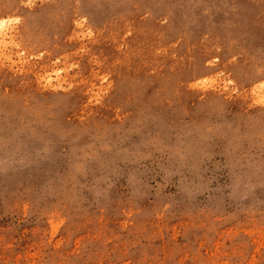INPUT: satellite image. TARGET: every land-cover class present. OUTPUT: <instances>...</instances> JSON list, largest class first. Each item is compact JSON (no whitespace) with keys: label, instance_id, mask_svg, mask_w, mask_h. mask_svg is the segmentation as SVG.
<instances>
[{"label":"rangeland","instance_id":"1","mask_svg":"<svg viewBox=\"0 0 264 264\" xmlns=\"http://www.w3.org/2000/svg\"><path fill=\"white\" fill-rule=\"evenodd\" d=\"M82 6L0 0V264H264V34Z\"/></svg>","mask_w":264,"mask_h":264},{"label":"bare ground","instance_id":"2","mask_svg":"<svg viewBox=\"0 0 264 264\" xmlns=\"http://www.w3.org/2000/svg\"><path fill=\"white\" fill-rule=\"evenodd\" d=\"M81 3L84 5L82 9L86 11L99 12L100 8L106 7L111 13H117L130 3L150 6L167 11V16L171 13L172 19L188 23L200 19L205 23L216 22L210 15L214 10L220 16V21L219 24L211 25L210 29L225 33L227 37H242L237 43L239 49L251 54L257 50L252 43L257 36L264 34V28L260 30L264 26V0H81ZM196 7H199V12H196ZM4 25L5 20L0 19V28ZM246 38L250 40L249 43L245 42Z\"/></svg>","mask_w":264,"mask_h":264}]
</instances>
